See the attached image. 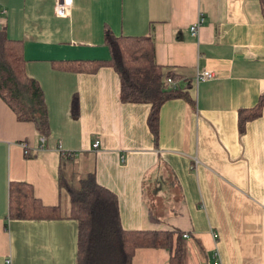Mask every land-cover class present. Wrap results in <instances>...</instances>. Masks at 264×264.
Wrapping results in <instances>:
<instances>
[{
    "label": "crops",
    "instance_id": "obj_1",
    "mask_svg": "<svg viewBox=\"0 0 264 264\" xmlns=\"http://www.w3.org/2000/svg\"><path fill=\"white\" fill-rule=\"evenodd\" d=\"M52 6L53 0H0V27L21 41L25 72L41 88L49 124L40 143L43 136L0 99V264H76L73 219H11L7 211L13 183L28 184L43 206H60L61 152L73 154L72 163L88 162L80 176L92 172L115 194L123 229L185 232V264H264V107L244 132L237 127L238 110L264 93L262 2L72 0L66 17L55 16ZM198 14L203 22L194 37L188 26ZM104 26L114 36H150L155 62L176 85L189 82L193 106L165 101L156 142L146 125L149 104L121 102L110 67L94 73L51 67L53 60L106 59ZM197 71L213 77L195 81ZM167 260L164 249L136 248L131 264Z\"/></svg>",
    "mask_w": 264,
    "mask_h": 264
},
{
    "label": "trees",
    "instance_id": "obj_2",
    "mask_svg": "<svg viewBox=\"0 0 264 264\" xmlns=\"http://www.w3.org/2000/svg\"><path fill=\"white\" fill-rule=\"evenodd\" d=\"M262 13L264 16V0ZM106 59H65L50 61L53 69L73 73H94L99 67H110L118 78L119 100L149 104L146 125L154 142L157 138L159 107L167 100L181 98L189 105L194 102L188 94L189 82L180 87L166 82L173 75L154 60V44L146 35L114 36L108 27L102 30ZM21 41L10 39L0 27V99L19 121L30 122L38 135L47 136L49 124L43 94L38 82L24 68ZM201 72V71H197ZM195 77V75H194ZM264 107V93L250 108L238 110V131L244 132L248 121L259 117ZM77 99L73 94L70 112L77 114ZM57 184L60 206H43L25 183L9 186L8 218L45 219L68 217L76 222V264H131L136 248H161L167 251V264H185L189 243L179 230H132L120 224L115 194L97 184L92 172L77 177L63 162L72 163L73 154L60 153ZM26 157L32 154H25ZM67 199V202H66ZM66 212H61L63 202ZM148 213L154 219L150 205ZM197 244L196 240H189ZM198 246V250L201 249ZM204 264H217L205 260Z\"/></svg>",
    "mask_w": 264,
    "mask_h": 264
},
{
    "label": "built area",
    "instance_id": "obj_3",
    "mask_svg": "<svg viewBox=\"0 0 264 264\" xmlns=\"http://www.w3.org/2000/svg\"><path fill=\"white\" fill-rule=\"evenodd\" d=\"M72 4V0H53V6H52V11L53 14L57 17H66L69 15V10ZM203 22V18L200 14L197 15L196 19L188 26V32L191 36L196 37L199 27L201 25V23ZM213 77V73L210 71H201V72H196L195 74V81L197 80H202V79H208ZM166 82L169 83L170 85H174V81L167 77L166 78ZM40 143H42L43 139L40 138L39 139ZM98 146V141L94 140L91 143V148L95 149ZM42 149V145L40 144L36 150H41ZM191 169L193 171L197 170L198 165L200 164L199 160L197 159V157H195V155L191 158ZM182 236L184 238L187 237V235L184 233L182 234ZM5 264H9V259H5Z\"/></svg>",
    "mask_w": 264,
    "mask_h": 264
},
{
    "label": "rangeland",
    "instance_id": "obj_4",
    "mask_svg": "<svg viewBox=\"0 0 264 264\" xmlns=\"http://www.w3.org/2000/svg\"><path fill=\"white\" fill-rule=\"evenodd\" d=\"M63 169L66 170V171H69L70 169L71 170H74L73 172L75 173V175L77 177H81L79 172L85 168H89V163L88 162H85V161H82L80 159L74 161L73 163H68V162H63V165H62ZM66 202H67V199H66ZM65 201L63 202L62 204V207H61V212H66L67 210V203Z\"/></svg>",
    "mask_w": 264,
    "mask_h": 264
},
{
    "label": "bare ground",
    "instance_id": "obj_5",
    "mask_svg": "<svg viewBox=\"0 0 264 264\" xmlns=\"http://www.w3.org/2000/svg\"><path fill=\"white\" fill-rule=\"evenodd\" d=\"M42 139H43V141H42V143L44 142V137H42Z\"/></svg>",
    "mask_w": 264,
    "mask_h": 264
}]
</instances>
